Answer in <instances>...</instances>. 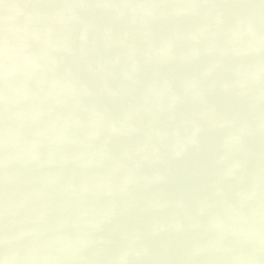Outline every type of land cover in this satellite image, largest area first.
I'll return each mask as SVG.
<instances>
[{
    "label": "water",
    "instance_id": "1",
    "mask_svg": "<svg viewBox=\"0 0 264 264\" xmlns=\"http://www.w3.org/2000/svg\"><path fill=\"white\" fill-rule=\"evenodd\" d=\"M0 264H264V0H0Z\"/></svg>",
    "mask_w": 264,
    "mask_h": 264
}]
</instances>
